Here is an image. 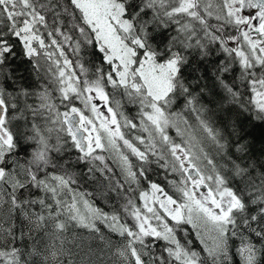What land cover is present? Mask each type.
Wrapping results in <instances>:
<instances>
[{
	"label": "snow or ice",
	"instance_id": "1",
	"mask_svg": "<svg viewBox=\"0 0 264 264\" xmlns=\"http://www.w3.org/2000/svg\"><path fill=\"white\" fill-rule=\"evenodd\" d=\"M249 121L264 0H0V264H264Z\"/></svg>",
	"mask_w": 264,
	"mask_h": 264
},
{
	"label": "trees",
	"instance_id": "2",
	"mask_svg": "<svg viewBox=\"0 0 264 264\" xmlns=\"http://www.w3.org/2000/svg\"><path fill=\"white\" fill-rule=\"evenodd\" d=\"M87 59L94 60L93 57H88ZM94 62L95 63H99L98 60H94ZM253 123L254 122L249 121V125H248L249 126V130L251 131L252 136L255 137L257 143L259 144L261 140H264V125H257L256 127H252ZM150 178L153 179V180H157L158 182L164 183V181L162 180L161 176L157 175L155 172L150 173ZM114 238H115V236H114ZM187 239L192 241V245H191L192 247H194L196 249H200L201 248V246L199 244V241L197 240V238L191 232L190 229H189V236L187 237Z\"/></svg>",
	"mask_w": 264,
	"mask_h": 264
},
{
	"label": "water",
	"instance_id": "3",
	"mask_svg": "<svg viewBox=\"0 0 264 264\" xmlns=\"http://www.w3.org/2000/svg\"><path fill=\"white\" fill-rule=\"evenodd\" d=\"M255 11H256L255 9H253V10H247V11L245 12V14L251 16V15H254V14H255Z\"/></svg>",
	"mask_w": 264,
	"mask_h": 264
},
{
	"label": "rangeland",
	"instance_id": "4",
	"mask_svg": "<svg viewBox=\"0 0 264 264\" xmlns=\"http://www.w3.org/2000/svg\"><path fill=\"white\" fill-rule=\"evenodd\" d=\"M244 14H245V13H244ZM245 15H246V14H245ZM254 23H255V22H254ZM113 239H119V238H118V237H115V238H114V236H113ZM200 246H201V245H200ZM201 247H202V246H201Z\"/></svg>",
	"mask_w": 264,
	"mask_h": 264
},
{
	"label": "flooded vegetation",
	"instance_id": "5",
	"mask_svg": "<svg viewBox=\"0 0 264 264\" xmlns=\"http://www.w3.org/2000/svg\"><path fill=\"white\" fill-rule=\"evenodd\" d=\"M255 22V21H254ZM256 23V22H255Z\"/></svg>",
	"mask_w": 264,
	"mask_h": 264
}]
</instances>
